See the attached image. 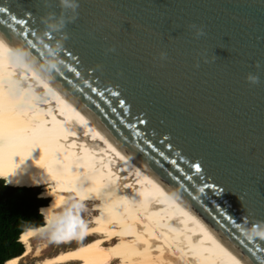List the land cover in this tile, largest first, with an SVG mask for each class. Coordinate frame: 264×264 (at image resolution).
<instances>
[{"label": "water", "instance_id": "water-1", "mask_svg": "<svg viewBox=\"0 0 264 264\" xmlns=\"http://www.w3.org/2000/svg\"><path fill=\"white\" fill-rule=\"evenodd\" d=\"M0 28L264 264V0H0Z\"/></svg>", "mask_w": 264, "mask_h": 264}, {"label": "bare ground", "instance_id": "bare-ground-1", "mask_svg": "<svg viewBox=\"0 0 264 264\" xmlns=\"http://www.w3.org/2000/svg\"><path fill=\"white\" fill-rule=\"evenodd\" d=\"M0 178L52 198L48 223L23 232L25 252L6 264H20L31 239L58 223L68 191L103 209L91 226L63 234L72 247L38 264H253L1 28ZM118 236L121 259L111 246Z\"/></svg>", "mask_w": 264, "mask_h": 264}, {"label": "trees", "instance_id": "trees-1", "mask_svg": "<svg viewBox=\"0 0 264 264\" xmlns=\"http://www.w3.org/2000/svg\"><path fill=\"white\" fill-rule=\"evenodd\" d=\"M41 187L11 185L0 178V264L25 252L20 240L23 232L48 223L43 207L50 205L52 198L42 196Z\"/></svg>", "mask_w": 264, "mask_h": 264}, {"label": "rangeland", "instance_id": "rangeland-1", "mask_svg": "<svg viewBox=\"0 0 264 264\" xmlns=\"http://www.w3.org/2000/svg\"><path fill=\"white\" fill-rule=\"evenodd\" d=\"M67 194L69 198L59 211L58 223L31 239V249L27 255L20 259V264H38L43 260V257L56 255L60 251L72 247L73 244L69 246V244L66 245L61 242L63 234H72L91 226L94 216L103 209V202L100 200L80 197L71 191H68ZM125 245V241L119 236L111 243V246L118 250L120 259L125 258L128 253Z\"/></svg>", "mask_w": 264, "mask_h": 264}]
</instances>
